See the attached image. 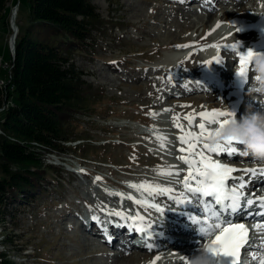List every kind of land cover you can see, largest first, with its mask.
Here are the masks:
<instances>
[{
    "label": "rangeland",
    "instance_id": "obj_1",
    "mask_svg": "<svg viewBox=\"0 0 264 264\" xmlns=\"http://www.w3.org/2000/svg\"><path fill=\"white\" fill-rule=\"evenodd\" d=\"M17 1L6 0L8 10L4 9L1 14L9 12L0 20V85H3L2 79L7 82L0 91L1 97H5L1 108L5 109L14 102V96L8 98L5 91L13 78L15 53L10 45V18ZM90 1L101 16V25L92 32L95 45L91 50H74L70 61L83 73L84 88L93 96L92 106L85 114L71 119L70 140L64 144L65 152L46 154L45 165H53L58 170L47 173L51 180L45 186L48 192L35 203L6 206L5 219L0 221V254L6 253L14 264H128L126 255L96 256L107 247L89 243L88 239L94 240L92 234L85 231L82 236L76 235L78 213L98 217L101 205L112 206L116 208L114 211H123L125 215L136 211L127 203L116 204L111 194L124 192L97 180V175L127 185L155 182L160 187L172 188V194L176 195L188 168L178 159L181 155L178 149L183 145L178 140L181 132L172 118L179 114L180 122L187 127L184 115L211 111L206 100L220 101L225 95L201 92L189 98L180 86L190 83L204 70L206 48L196 47V41L216 36L214 21L207 24V29H199L198 16L205 12L198 9L194 0ZM155 8L161 10L156 12ZM181 11L192 12L183 28L177 20ZM29 14V0H20L19 30L27 28ZM220 35L225 36V33ZM176 45L189 47L177 48ZM189 52L195 55L188 56ZM180 59L186 60L187 68L180 65ZM223 66L228 68V63ZM163 79L173 83L164 85ZM1 113L4 118L5 114ZM149 113L158 115L153 118ZM199 122L197 116V126L192 131H198ZM146 124L151 127L147 128ZM157 135L167 137L164 148L168 155L164 166L152 168L148 167L151 160L159 157L156 149H161ZM81 154L84 158L77 157ZM172 165L175 166L173 172L180 171L179 177L160 174ZM147 252L132 250L129 253ZM144 263L147 262L133 264Z\"/></svg>",
    "mask_w": 264,
    "mask_h": 264
},
{
    "label": "trees",
    "instance_id": "obj_2",
    "mask_svg": "<svg viewBox=\"0 0 264 264\" xmlns=\"http://www.w3.org/2000/svg\"><path fill=\"white\" fill-rule=\"evenodd\" d=\"M5 7L6 0H0V20L9 12L1 14ZM29 10L28 26L16 38L13 78L5 91L14 102L0 116V221L7 205L35 203L48 192L47 173L58 170L45 165L46 154L65 152L71 119L92 106L93 96L70 54L94 48L92 32L101 23L97 8L90 0H29ZM4 102L0 96V108ZM0 264L14 262L2 253Z\"/></svg>",
    "mask_w": 264,
    "mask_h": 264
},
{
    "label": "snow or ice",
    "instance_id": "obj_3",
    "mask_svg": "<svg viewBox=\"0 0 264 264\" xmlns=\"http://www.w3.org/2000/svg\"><path fill=\"white\" fill-rule=\"evenodd\" d=\"M219 27V25H217ZM236 31H239L237 28ZM177 48H187L189 45H176ZM212 47L230 49L238 56L239 70L238 76L245 79L249 76V66L251 57L255 54L252 49L247 53H241L239 42L225 45H212ZM216 63H221L220 57L214 58ZM208 63H211L209 61ZM170 112L171 109H165ZM155 118L157 113H149ZM199 117V133L192 131L196 127V119ZM234 113L225 110L213 109L211 111H201L199 113H188L183 116L187 121V129L180 122L181 116L177 114L172 119L175 127L180 130L178 137L179 143L183 145L178 149L185 153L178 159L187 165L188 171L182 181L184 191L173 195L172 188H163L159 185L143 183L140 185H129L137 190L146 191L153 198L156 195L168 194L167 199L174 202V205H182L187 202H195L201 209L200 215L190 217L194 225H198L199 232L205 237L200 243V247H205L212 258V264H242L241 254L250 258L251 264H264V195L256 196L257 189H251L245 192L252 184L253 178L264 177V167L239 169L230 167L212 158V154L219 155L226 153L228 157H248L243 151L237 149L233 140H227L215 145L207 142L212 135V126L223 127ZM156 139L160 142V147H165L167 137L157 135ZM238 143V142H237ZM202 144V147L200 145ZM253 163L259 161L252 160ZM174 165L169 167L166 174L168 176H180V171L173 172ZM243 172L244 175L236 176L233 173ZM245 176L248 179L245 180ZM100 178L97 177V180ZM179 182V181H177ZM264 184V181L261 182ZM258 188L260 185L257 186ZM120 195L123 199V194ZM137 204L145 208H151L159 213L164 212V208L158 204L149 203L147 200H138ZM255 205V208L253 206ZM107 211V209H105ZM108 215H114L124 221L131 231L140 233L143 236L142 246L148 251L154 250V245L149 242L151 232L149 224L143 216L136 213L135 216H125L123 211H108ZM256 218H259L257 221ZM94 220L97 217H93ZM130 221V223H127ZM246 222L253 224L250 229ZM117 227H123L125 224L117 223ZM189 256L181 255L183 264H189ZM159 259V256L156 257ZM155 264V261H153Z\"/></svg>",
    "mask_w": 264,
    "mask_h": 264
},
{
    "label": "clouds",
    "instance_id": "obj_4",
    "mask_svg": "<svg viewBox=\"0 0 264 264\" xmlns=\"http://www.w3.org/2000/svg\"><path fill=\"white\" fill-rule=\"evenodd\" d=\"M258 15L264 12L258 11ZM255 52V51H254ZM251 64L255 72L249 95L259 101L264 107V53L255 52L251 57ZM212 135L208 138L209 144L233 140L243 145V152L253 160L264 162V112L247 111L240 119L235 116L228 119L223 127L215 126L211 129ZM189 264H212V258L205 247L190 258Z\"/></svg>",
    "mask_w": 264,
    "mask_h": 264
},
{
    "label": "bare ground",
    "instance_id": "obj_5",
    "mask_svg": "<svg viewBox=\"0 0 264 264\" xmlns=\"http://www.w3.org/2000/svg\"><path fill=\"white\" fill-rule=\"evenodd\" d=\"M195 2V1H194ZM234 3L232 4L233 5V7L232 8H230L229 9V11H227V12H225L224 14H223V16H222V18H224V17H226V15H227V13L228 12H231V11H233V12H235V13H237V12H239L244 6H245V4L243 3V1H240V0H234L233 1ZM256 2V0H252V5H254V3ZM168 4H170V3H168ZM168 4H166V5H168ZM215 7V6H214ZM167 8H168V6H167ZM159 10H161L160 8H155V10L154 11H156V12H158ZM206 10H207V12H206V14H204V15H202V16H198V21H199V24H200V26H199V29L200 28H203V29H205L206 28V26H207V24H209V23H211V22H213L214 20H215V16H217V14L219 13L218 11H211V7H206ZM18 12H19V10L17 11V13H16V17H15V22H16V25H17V17H18ZM191 14H192V12H190V11H181V13L179 14V16L177 17V20L179 21V23L181 24L180 25V27H182L183 28V26H184V24H185V22L186 21H190V17H191ZM160 19H162V18H160ZM187 24V23H186ZM188 25H189V22H188ZM208 27V26H207ZM181 28V29H182ZM207 29V28H206ZM176 31H177V33H179V28L177 29H175ZM248 36H243V38H247ZM201 38V37H200ZM203 43V42H205V40H201V39H198L197 41H196V44H198V43ZM192 56H194L195 54L194 53H192L191 54ZM180 65H182V66H185L186 68H187V64H186V62L185 61H181L180 62ZM193 67V66H192ZM163 75V74H162ZM161 75V76H162ZM161 76H160V78H161ZM159 78V79H160ZM195 78H197V77H195ZM194 78V79H195ZM162 84H164V85H167V86H169V84H172L173 82H171V80L170 79H163V81L161 82ZM158 84H159V82H158ZM159 85H161V84H159ZM166 86V87H167ZM163 87V86H162ZM165 87V88H166ZM0 88L2 89L3 88V85H0ZM164 88V89H165ZM158 91V90H157ZM158 93V92H157ZM156 94V93H155ZM157 95V94H156ZM147 100V99H146ZM207 102H205L206 104H207V106L209 107V108H214V107H217V106H219L220 104H221V102L219 101V100H214V101H212V99L211 100H206ZM201 103L203 102V101H200ZM234 108V107H233ZM230 112H233V109H231V111ZM262 112H264V111H262ZM183 113V112H182ZM2 114V113H1ZM1 116V115H0ZM0 119H1V117H0ZM2 120V119H1ZM166 177V176H165ZM105 250H106V248L105 249H102V251H101V253L99 254V253H97L96 254V256H101V255H105ZM163 251H164V249H160V248H157V250H155V251H153V252H147V253H143V254H138V255H134L133 253L131 254V253H128L125 257V259H127L128 260V264H133V263H142V262H147V263H144V264H153V261H155V264H156V261H157V259H156V257L157 256H159V257H162V255H163Z\"/></svg>",
    "mask_w": 264,
    "mask_h": 264
},
{
    "label": "water",
    "instance_id": "obj_6",
    "mask_svg": "<svg viewBox=\"0 0 264 264\" xmlns=\"http://www.w3.org/2000/svg\"><path fill=\"white\" fill-rule=\"evenodd\" d=\"M19 6H20V0L17 1V4L15 5L14 9L11 11L10 25L12 29V35L10 37V45L12 51H16V38L19 33V27L18 25H16L15 22L16 13L19 10Z\"/></svg>",
    "mask_w": 264,
    "mask_h": 264
},
{
    "label": "built area",
    "instance_id": "obj_7",
    "mask_svg": "<svg viewBox=\"0 0 264 264\" xmlns=\"http://www.w3.org/2000/svg\"><path fill=\"white\" fill-rule=\"evenodd\" d=\"M2 81H3V88H4L7 85V82L4 79H2ZM0 96H1V91H0ZM4 110H5V107L1 108L0 112H3Z\"/></svg>",
    "mask_w": 264,
    "mask_h": 264
}]
</instances>
